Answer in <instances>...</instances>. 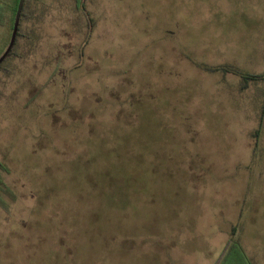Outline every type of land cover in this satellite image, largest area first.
I'll list each match as a JSON object with an SVG mask.
<instances>
[{
    "label": "rangeland",
    "instance_id": "obj_1",
    "mask_svg": "<svg viewBox=\"0 0 264 264\" xmlns=\"http://www.w3.org/2000/svg\"><path fill=\"white\" fill-rule=\"evenodd\" d=\"M41 2L0 72V264H264V0H89L88 41Z\"/></svg>",
    "mask_w": 264,
    "mask_h": 264
},
{
    "label": "trees",
    "instance_id": "obj_2",
    "mask_svg": "<svg viewBox=\"0 0 264 264\" xmlns=\"http://www.w3.org/2000/svg\"><path fill=\"white\" fill-rule=\"evenodd\" d=\"M75 2L76 12L82 13L85 17L88 33L86 36V41H88L93 33L96 22L92 14L90 13L87 3L89 0H73ZM20 0H0V25L6 29L7 39H5L3 48L0 52L1 56L6 52L10 44L12 34L14 31V25L16 21V16L18 12ZM51 6L41 2V0H25L20 25L16 37V42L8 54L4 62L0 65V72L6 74L10 77L14 73L11 69L15 64L14 61L23 58V54L19 52L18 48L25 44L29 49H33L36 46L38 40V29L42 27L43 21L48 16ZM34 28H31V25ZM1 75V74H0ZM251 80L264 81V73L261 75H251L249 76ZM0 170H7L4 164H0ZM8 187L2 182L0 177V192H7ZM241 247L237 243H229L222 254L220 261L217 264H252L245 255L240 253Z\"/></svg>",
    "mask_w": 264,
    "mask_h": 264
},
{
    "label": "water",
    "instance_id": "obj_3",
    "mask_svg": "<svg viewBox=\"0 0 264 264\" xmlns=\"http://www.w3.org/2000/svg\"><path fill=\"white\" fill-rule=\"evenodd\" d=\"M24 3H25V0H20V2H19L18 12H17V16H16V21H15V25H14V31L12 34V38H11L10 44L8 46V49L0 58V65L4 62V60L6 59L8 54L11 52V50H12V48L16 42V37H17L19 25H20V19H21Z\"/></svg>",
    "mask_w": 264,
    "mask_h": 264
},
{
    "label": "crops",
    "instance_id": "obj_4",
    "mask_svg": "<svg viewBox=\"0 0 264 264\" xmlns=\"http://www.w3.org/2000/svg\"><path fill=\"white\" fill-rule=\"evenodd\" d=\"M11 0H8V2H10Z\"/></svg>",
    "mask_w": 264,
    "mask_h": 264
}]
</instances>
